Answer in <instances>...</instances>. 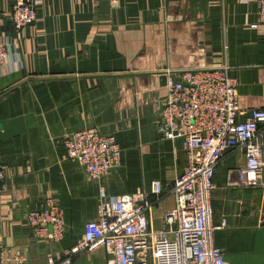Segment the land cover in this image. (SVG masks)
<instances>
[{
	"label": "crops",
	"instance_id": "0c3cea01",
	"mask_svg": "<svg viewBox=\"0 0 264 264\" xmlns=\"http://www.w3.org/2000/svg\"><path fill=\"white\" fill-rule=\"evenodd\" d=\"M12 2L0 0V11ZM257 11L255 1L239 0H42L19 39L21 68L0 71V252L19 251L23 264L61 258L96 218L101 184L108 194H125L149 192L160 181L164 193L149 225L163 229L175 205L171 186L186 166L181 141L156 130L168 72L226 66L244 112L239 120L264 108V25ZM0 34L15 35L4 17ZM85 127L113 133L120 147L119 167L100 180L62 143L65 133ZM244 165L242 150L231 149L215 167L212 223L219 228L212 240L228 264H264L263 188L240 183ZM47 197L62 207L59 241L36 236L26 220ZM108 258L103 247L80 249L71 264Z\"/></svg>",
	"mask_w": 264,
	"mask_h": 264
},
{
	"label": "built area",
	"instance_id": "2783aa9c",
	"mask_svg": "<svg viewBox=\"0 0 264 264\" xmlns=\"http://www.w3.org/2000/svg\"><path fill=\"white\" fill-rule=\"evenodd\" d=\"M12 1L9 9L0 11V18L8 19L15 32L12 36L0 34V71L21 68L16 52L19 39L37 20L42 0ZM239 1H255L258 24L264 25V0ZM176 75L168 72L166 94L156 113V130L165 139L181 141L186 166L171 186L175 205L163 216L164 228L155 231L149 225L151 208L164 193L160 181H152L149 192L125 194H108L101 184L96 218L85 223L79 244L64 250L59 259L48 256L45 264H71L80 249L98 247L109 254L106 264H228L212 240L219 228L212 223L214 171L225 151L240 149L245 158V165L238 170L240 183L261 185L264 196V108H253L239 120L244 112L236 80L228 75L226 66L186 69ZM62 143L67 156L92 179L100 180L120 165V147L113 133L85 127L65 133ZM4 181L0 166V194ZM26 220L36 236L54 241L63 237V211L53 197L28 211ZM259 220L264 223V208ZM224 224L225 220L220 226ZM0 262L23 264L24 258L19 251L6 249L0 252Z\"/></svg>",
	"mask_w": 264,
	"mask_h": 264
},
{
	"label": "water",
	"instance_id": "95a60500",
	"mask_svg": "<svg viewBox=\"0 0 264 264\" xmlns=\"http://www.w3.org/2000/svg\"><path fill=\"white\" fill-rule=\"evenodd\" d=\"M49 229H51V226H49Z\"/></svg>",
	"mask_w": 264,
	"mask_h": 264
}]
</instances>
